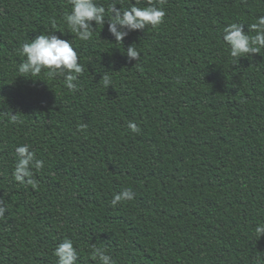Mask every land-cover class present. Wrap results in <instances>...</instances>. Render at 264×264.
<instances>
[{
    "label": "trees",
    "instance_id": "16d2710c",
    "mask_svg": "<svg viewBox=\"0 0 264 264\" xmlns=\"http://www.w3.org/2000/svg\"><path fill=\"white\" fill-rule=\"evenodd\" d=\"M160 6L164 22L123 44L107 23L93 40L75 39L85 70L70 91L46 70L17 72L22 43L55 30L53 21L73 38L63 19L69 0H0V112L18 116L9 124L0 114V195L9 205L0 264H57L53 250L69 238L78 264H99L93 245L116 264H264V235H255L264 223V50L234 65L222 40L227 24L247 30L264 15V0ZM132 43L137 62L122 53ZM24 143L44 161L34 185L12 176ZM124 188L135 199L113 206Z\"/></svg>",
    "mask_w": 264,
    "mask_h": 264
},
{
    "label": "clouds",
    "instance_id": "9594fccd",
    "mask_svg": "<svg viewBox=\"0 0 264 264\" xmlns=\"http://www.w3.org/2000/svg\"><path fill=\"white\" fill-rule=\"evenodd\" d=\"M163 0H128L127 6L122 5L120 0H69L70 11L64 14V24L72 39L64 38V32L56 28L53 21V28L40 32L34 38L22 43L20 54L24 57L17 68V72L23 77H38L46 70L47 76L61 79L67 89L76 91L78 79L84 72V65L80 62L79 46L74 42L91 41L97 26L104 27L107 23V30L116 43H122L124 38L136 30H145L148 26L157 28L164 22L165 9L160 6ZM144 4L145 6H140ZM117 5H120L117 7ZM94 22V24H93ZM59 30L60 34H57ZM108 40V39H107ZM222 40L228 47L229 55L233 64L239 62L240 58L252 57L264 50V15H259L252 23H247L245 30L244 23L233 22L227 24L222 31ZM123 44V43H122ZM130 44L122 53L126 55L129 62L138 61L141 52ZM42 80V79H34ZM103 86H113V81L106 72H102ZM177 83H180L177 78ZM7 116L9 124H16L17 114L0 112ZM128 129L132 133L139 134L141 128L134 121H129ZM17 159L14 162L12 176L15 182L20 185H34L33 169L40 170L44 167V161L38 159L35 151L29 143L20 144L15 148ZM135 199V192L131 188H124L114 194L111 204L115 206L119 202L132 201ZM9 211V205L5 195H0V220L5 218ZM255 235L258 239L264 235V223L255 226ZM57 257V264H78L80 253L72 239H64L53 250ZM90 258L98 260L99 264H116L107 251L95 245L89 253Z\"/></svg>",
    "mask_w": 264,
    "mask_h": 264
}]
</instances>
